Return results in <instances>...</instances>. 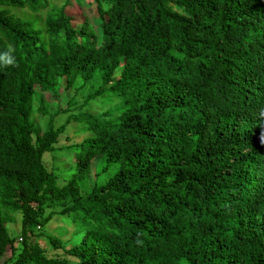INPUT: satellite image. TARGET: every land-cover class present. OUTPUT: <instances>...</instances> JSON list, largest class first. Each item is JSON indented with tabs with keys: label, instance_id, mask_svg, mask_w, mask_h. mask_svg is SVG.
Returning a JSON list of instances; mask_svg holds the SVG:
<instances>
[{
	"label": "trees",
	"instance_id": "1",
	"mask_svg": "<svg viewBox=\"0 0 264 264\" xmlns=\"http://www.w3.org/2000/svg\"><path fill=\"white\" fill-rule=\"evenodd\" d=\"M92 1L97 33L75 0H0V264H264V0Z\"/></svg>",
	"mask_w": 264,
	"mask_h": 264
},
{
	"label": "rangeland",
	"instance_id": "2",
	"mask_svg": "<svg viewBox=\"0 0 264 264\" xmlns=\"http://www.w3.org/2000/svg\"><path fill=\"white\" fill-rule=\"evenodd\" d=\"M76 3H81L82 5H75L68 6L65 9V15L70 19L69 23L71 26L78 27L80 24L85 20L88 25L91 26V29L94 32H99V17L97 15L95 4L92 0H75ZM74 2V1H73ZM51 5L54 7H59L64 3V0H50ZM14 13L22 16L24 14L25 17L28 16V13L22 12L20 10H14ZM32 17V16H31ZM33 18V17H32ZM38 18L43 20V15H39ZM98 81V80H97ZM97 84V82H94V84ZM95 85L92 86V90L95 89ZM88 90V89H87ZM85 93V92H84ZM61 100V108L64 107L65 104V96L62 95ZM82 99L81 95L77 96L78 102H80ZM100 98H97V100ZM108 104H102L100 102H90L88 106L82 109L83 112L95 115L100 114L102 111L107 108ZM50 113H53V109H48ZM35 114H31V120L35 123L38 127H44L47 122V118L38 119L34 117ZM66 118V115H58L54 121L55 127L60 125L64 122ZM77 125L74 122H70L65 127L64 132L58 137L56 146L62 147L61 149L55 150L53 153H45L42 157V161L44 162V165L47 169L50 168L51 164H53L55 167H58L60 169L65 168L67 164L71 162L72 156H71V150L63 149L64 146H67L73 142H79L81 137L84 136L82 133L76 132ZM54 156V157H53ZM98 158H95L92 160V166L95 165ZM58 185H62V181H57ZM52 212V217L48 221V223L43 228V236L42 238H38V244L42 247H45L46 252L49 255H54L55 253H58L60 255H63L61 251L54 250L52 246L49 244L47 237H53L60 241V244L66 249L72 246L73 242L75 241L76 237L78 236H72L71 233L73 232V228L70 225H66L62 220L61 217L58 216L56 213L60 211V208L56 207L54 209H47L46 212ZM19 223H20V217L19 214H15L13 216L12 222L5 224V230L7 231L8 235L13 238H17L19 235ZM9 252H6V255H8Z\"/></svg>",
	"mask_w": 264,
	"mask_h": 264
},
{
	"label": "clouds",
	"instance_id": "3",
	"mask_svg": "<svg viewBox=\"0 0 264 264\" xmlns=\"http://www.w3.org/2000/svg\"><path fill=\"white\" fill-rule=\"evenodd\" d=\"M0 61H4L6 64H13L14 63L12 58H6L5 56H0Z\"/></svg>",
	"mask_w": 264,
	"mask_h": 264
}]
</instances>
